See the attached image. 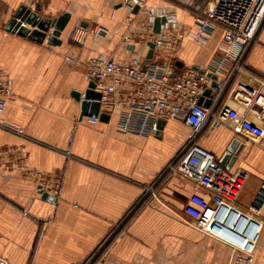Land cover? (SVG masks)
Listing matches in <instances>:
<instances>
[{
	"label": "crops",
	"instance_id": "0c3cea01",
	"mask_svg": "<svg viewBox=\"0 0 264 264\" xmlns=\"http://www.w3.org/2000/svg\"><path fill=\"white\" fill-rule=\"evenodd\" d=\"M148 7L177 14L187 36L176 53L183 67L205 70L229 46L216 26L203 43L193 39L196 17L210 0H144ZM125 0H0V66L11 80L13 96L0 120L17 124L18 135L0 129V263L84 264H232L237 251L228 242L203 234L182 211L194 188L178 175H163L186 143L190 126L168 120L147 137L118 130V114L107 121L80 118L81 103L72 92L87 85L86 63L104 54L127 61L133 52L146 56L141 21ZM42 17L70 13L59 45L36 42L6 30L20 6ZM100 26L105 38L88 35L80 47L68 40L77 24ZM130 35L129 42L124 36ZM133 46L134 48H131ZM246 69L264 81V24L245 58ZM264 96L260 81L252 83ZM227 105L254 121L255 111L233 98L229 89L218 110ZM246 141L230 169L249 173L239 205L249 207L264 184V139L256 143L225 125L210 121L196 141L221 159L232 140ZM154 193L144 197L146 186ZM40 190L53 199H43ZM254 264H264V205L257 218ZM244 241L255 229L236 225Z\"/></svg>",
	"mask_w": 264,
	"mask_h": 264
},
{
	"label": "built area",
	"instance_id": "2783aa9c",
	"mask_svg": "<svg viewBox=\"0 0 264 264\" xmlns=\"http://www.w3.org/2000/svg\"><path fill=\"white\" fill-rule=\"evenodd\" d=\"M124 5L131 13L126 19L128 25L138 14L147 15L141 21L143 39L147 43H154V53L151 60L138 52H133L127 61L104 54L89 59L86 78L88 82L93 81L95 90L101 93L100 112L109 115L116 112L121 133L143 137L156 135L160 130V120L186 122L191 129L189 137L162 176L178 175L193 184L194 190L182 211V216L189 218L193 228L232 245L237 251L232 264H254L255 242L260 226L257 218L264 205V184L253 203L247 208L241 207L238 200L249 173L242 169L232 171L226 168L213 153L197 146L196 141L210 121L218 126L225 125L256 143L264 139V96L252 84L260 81L264 86V81L244 65V58L264 24V0H210L196 17L197 31L192 35L194 41L205 42L213 28L220 26L223 28L224 42L235 47L237 52L232 49L225 51L226 54L217 58L204 72L177 65L176 53L187 32L175 12L148 7L144 0H125ZM135 6H139L137 13H133ZM156 17L166 18L159 33L153 31ZM51 35L52 29L46 33L45 41L48 42ZM88 35L105 38L108 31L100 26L77 25L68 33V40L82 47ZM130 38L129 34L124 36L125 43ZM211 75L216 76L218 89L210 106L206 107L200 103V98L214 81ZM229 89L233 98L247 107H251L253 102L262 107L255 111L257 121L227 105L218 110L221 99ZM12 96L11 80L0 66V116ZM88 120L96 123L99 118L90 117ZM0 129L24 135V130L17 124L1 120ZM242 143L245 145L246 141ZM154 187L155 184L146 186L144 197L153 194ZM233 215L237 222L245 220V227L255 229V241H244L241 230L239 238L220 232L216 224L226 223ZM96 255H92L84 264H92Z\"/></svg>",
	"mask_w": 264,
	"mask_h": 264
},
{
	"label": "water",
	"instance_id": "95a60500",
	"mask_svg": "<svg viewBox=\"0 0 264 264\" xmlns=\"http://www.w3.org/2000/svg\"><path fill=\"white\" fill-rule=\"evenodd\" d=\"M139 11V6H135L133 13H137ZM70 19V13L65 12L57 17H42L37 12L27 8L26 6L22 5L18 8L15 12L13 18L9 21L6 26V30L16 33L23 37H29L32 40L43 43L46 38V33L52 29V35L48 39V43L50 45H59L61 43V34L65 30V27ZM166 22L165 17H156L154 19V33H159L161 24ZM29 25V26H27ZM77 25H81L87 27L88 24L85 22H81ZM149 49L146 54V59L151 60L154 53V43L149 41L147 43ZM131 48H134L131 46ZM177 65L179 67H183V63L177 61ZM146 67H144L145 69ZM201 72L204 70L199 69L198 67H194ZM214 79L211 87L207 88L204 92V95L200 98V103L206 107H209L211 104L212 99L215 96V90L218 89V83L216 81V76L211 75ZM72 96L81 103V114L80 118L84 116L96 118L98 117L101 121H107L110 118V115L105 112H100V99L101 93L95 90V83L89 82L86 89L83 92L74 91L72 92ZM159 129L164 126L165 121L160 120L159 122ZM159 130V132H160ZM158 132V133H159ZM244 148V144L238 139L235 138L232 140L230 145L227 147L226 152L219 159L220 164L224 165L226 168L230 169L232 163L236 159V157L240 154L242 149ZM43 199H53L54 196L47 191L40 190ZM241 222V221H240ZM217 228L220 230L222 234L228 237H237L239 238L241 231L237 226H233L232 223H217Z\"/></svg>",
	"mask_w": 264,
	"mask_h": 264
},
{
	"label": "bare ground",
	"instance_id": "6f19581e",
	"mask_svg": "<svg viewBox=\"0 0 264 264\" xmlns=\"http://www.w3.org/2000/svg\"><path fill=\"white\" fill-rule=\"evenodd\" d=\"M227 222L232 223L234 226H236V225L239 223V222L236 221V216H235V215L231 216V217L227 220Z\"/></svg>",
	"mask_w": 264,
	"mask_h": 264
}]
</instances>
